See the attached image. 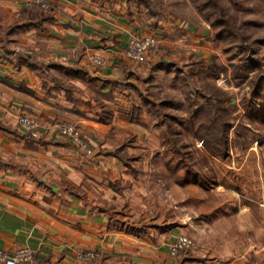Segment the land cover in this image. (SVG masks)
Instances as JSON below:
<instances>
[{
  "label": "crops",
  "instance_id": "crops-1",
  "mask_svg": "<svg viewBox=\"0 0 264 264\" xmlns=\"http://www.w3.org/2000/svg\"><path fill=\"white\" fill-rule=\"evenodd\" d=\"M27 1L0 0V250L27 249L29 264H247L218 247L217 221L205 219L218 209L190 219L152 176L163 129L147 124L144 90L215 53L202 49L201 15L185 0H44L46 11ZM147 36L168 54L128 60V41ZM159 63L167 68L149 69ZM24 116L36 123L28 134ZM64 123L92 156L59 136ZM191 222L193 248L171 257ZM85 252L97 258L79 262Z\"/></svg>",
  "mask_w": 264,
  "mask_h": 264
},
{
  "label": "rangeland",
  "instance_id": "rangeland-1",
  "mask_svg": "<svg viewBox=\"0 0 264 264\" xmlns=\"http://www.w3.org/2000/svg\"><path fill=\"white\" fill-rule=\"evenodd\" d=\"M185 1L190 9L198 7L197 0ZM207 2L209 7L201 9L207 26L201 46L212 45L215 53L158 75L144 90L152 105L147 124L163 130L164 124L170 125V135L159 132L152 176L168 187L170 207L184 209L188 218L218 209L205 217L217 221L213 237L218 247L229 244L247 264H264V0L201 4ZM158 3L153 0L151 5ZM210 14L224 27L209 25L205 17ZM259 77L263 91L255 97ZM203 98L226 100L227 156L223 149H210L213 145L203 132L206 127L212 133L217 130L212 140L220 139L225 128L221 123L212 128L208 122L215 112L190 111L204 106ZM189 225V233L178 238L186 237L193 248L196 225Z\"/></svg>",
  "mask_w": 264,
  "mask_h": 264
},
{
  "label": "built area",
  "instance_id": "built-area-1",
  "mask_svg": "<svg viewBox=\"0 0 264 264\" xmlns=\"http://www.w3.org/2000/svg\"><path fill=\"white\" fill-rule=\"evenodd\" d=\"M25 7L31 10L46 11L48 4L44 0H28ZM167 55V51L160 48L157 40L153 36H147L144 38H132L127 43L126 58L130 61L145 64L153 56L164 57ZM66 57L63 61H66ZM90 62L96 66L102 67L103 61L99 57H91ZM18 128L25 132L30 133L36 126L35 121L29 117H21L17 121ZM58 134L61 138L66 140L75 150L84 154L85 156H92V152L89 149L86 141L81 137L80 132L70 123H64L58 128ZM192 248V242L186 237L177 238L169 246V255L171 257H177L181 253L190 250ZM77 260L82 263H89L97 258L92 252L80 253L77 255ZM32 260V253L27 249L15 250L12 252H6L0 250V264H29Z\"/></svg>",
  "mask_w": 264,
  "mask_h": 264
},
{
  "label": "trees",
  "instance_id": "trees-1",
  "mask_svg": "<svg viewBox=\"0 0 264 264\" xmlns=\"http://www.w3.org/2000/svg\"><path fill=\"white\" fill-rule=\"evenodd\" d=\"M201 1L202 0H197L198 7L197 8L195 7V10L202 17L201 9L203 8V6L205 7V9H207L209 7V4L207 2L204 5H202L201 4ZM212 15L213 14H210L208 17H205V20L207 21V23L209 25H211L212 27H215V28L216 27H224L223 24H218V20L217 19L213 20V16ZM219 33H220L219 35H223L224 30H221ZM159 68L160 69H164V68H167V67H165L163 64H160L159 63V64L153 66L151 68V70L152 69L156 70V69H159ZM262 83H263V80H262V78L259 77L258 80H257V86H256L257 87V92L254 93V96L255 97H258L259 94L263 91L262 90L263 89V84ZM202 100L204 101V106L197 107V105H196L193 108H190V111L193 112V115H195L197 111H199V112L204 113L205 115H207L208 109H212L213 112H215L214 118L212 120L211 119H208L209 126H211L212 128L216 127L218 129V127H217L218 126V123H221V127L225 128L224 129L225 131L222 130L221 131V134H220V139H215V140H212V139H214L216 137V135H218L217 130L216 131H213V133H212V131H210V130L207 131V127H206L203 132H204V135L206 136V139L208 138V140L210 141V144L213 145L210 149H213L215 152L223 149L224 155L227 156V152H226L227 141H226V139H227L228 132H226V131H229L228 130L229 124H228V121L226 122V120L224 118L228 114L227 111H226V107H225V101L226 100L225 99L224 100H220V99H217V98H215L214 100H209V101L206 100V99H204V98ZM159 107H161V106H159ZM164 118H166V116ZM175 120L176 119H174L173 121H175ZM164 126H165V130H163V132H162L163 137H164V133L166 134V136L168 134L170 135V132H169L170 125L164 124Z\"/></svg>",
  "mask_w": 264,
  "mask_h": 264
}]
</instances>
